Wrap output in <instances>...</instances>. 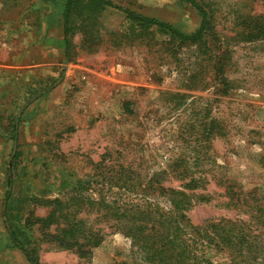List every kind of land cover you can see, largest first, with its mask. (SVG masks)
Returning <instances> with one entry per match:
<instances>
[{
  "label": "rangeland",
  "instance_id": "rangeland-1",
  "mask_svg": "<svg viewBox=\"0 0 264 264\" xmlns=\"http://www.w3.org/2000/svg\"><path fill=\"white\" fill-rule=\"evenodd\" d=\"M110 1L188 33L200 23L181 0ZM198 1L212 18L209 49H167L168 37L110 8L72 27L66 56L41 0H0V264H28L2 216L14 156L8 213L42 264H143L102 210L82 214L103 236L84 257L42 239L33 218L65 198L64 172L71 185L90 183L87 197L122 208L170 210L171 191H184L193 226L241 221L247 242L264 247V223L226 195L231 184L264 194V36L254 30L264 0ZM190 183L197 188H183ZM197 253L199 264L262 263L247 249L235 263L222 247Z\"/></svg>",
  "mask_w": 264,
  "mask_h": 264
},
{
  "label": "trees",
  "instance_id": "trees-1",
  "mask_svg": "<svg viewBox=\"0 0 264 264\" xmlns=\"http://www.w3.org/2000/svg\"><path fill=\"white\" fill-rule=\"evenodd\" d=\"M189 4L197 11L200 17L198 28L191 33L185 32L176 26L163 22L156 18L147 17L136 11L116 7L110 0H41L46 8L48 21L56 18L59 27L63 30L66 43V56L70 53V34L72 27L80 22L92 20L98 14L107 9L114 8L123 12L131 25L144 29L149 34L158 33L169 38L162 43L167 49L171 47L209 49L212 40V18L209 11L198 0H181ZM49 13V14H48ZM47 21V23H48ZM248 26L252 24L248 23ZM255 32L259 38L264 36V24L256 23ZM209 58L208 60H211ZM16 140V136L14 138ZM12 158L9 166L8 187L4 201L3 218L11 245L19 249L26 257L28 264H42L36 255L35 249L30 247L31 238L28 233L15 227L11 222L8 209L11 199V190L14 183ZM264 162V154L262 155ZM100 172V171H99ZM188 173L187 169L183 173ZM103 177V173H100ZM63 180L58 186L67 190L65 198L48 202L52 207L49 214L44 218H33L39 226L38 231L42 239H47L61 248L76 251L80 256L91 252L93 248L101 245L103 236L101 231L89 227V221L82 214L89 215L94 211H104L105 216L115 222L118 230L130 239L137 257L143 264H199L202 257L197 253L200 248L207 249L212 245L222 247L231 256L233 263L242 255L243 249L248 253L254 252L253 260L262 261L264 264V247L252 245L247 242V234L244 233L245 224L232 221L219 222L207 227L193 226L185 215L189 207V199L186 192L172 190L169 203L170 210H165L157 204L146 202L144 205L119 207L115 203H108L105 199H93L87 197L88 182H80L71 185V176L64 172ZM105 179V178H103ZM122 180L112 182L114 187L123 186ZM185 188H197L195 183L185 185ZM166 191V189H163ZM169 192V190H168ZM226 195L235 207L246 206L251 212V218L264 223V194L260 195L257 190L245 191L235 184L227 187ZM11 204V205H12ZM255 215V216H254ZM55 226V231L49 230ZM198 245L202 246L198 248ZM206 262V259H202ZM130 264H139L133 259ZM211 264V263H209Z\"/></svg>",
  "mask_w": 264,
  "mask_h": 264
}]
</instances>
